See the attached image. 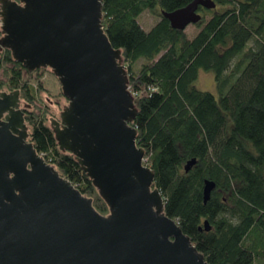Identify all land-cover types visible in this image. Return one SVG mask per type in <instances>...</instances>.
I'll return each mask as SVG.
<instances>
[{"label": "water", "instance_id": "1", "mask_svg": "<svg viewBox=\"0 0 264 264\" xmlns=\"http://www.w3.org/2000/svg\"><path fill=\"white\" fill-rule=\"evenodd\" d=\"M198 6L214 2L191 0L160 14L183 30L199 21ZM0 16V53L57 77L68 103L59 119L49 117L55 139L108 208L97 212L27 140L19 90L0 91V264H208L164 214L143 163L131 125L134 94L122 51L103 29L102 0H0ZM213 188L203 181V203Z\"/></svg>", "mask_w": 264, "mask_h": 264}, {"label": "trees", "instance_id": "2", "mask_svg": "<svg viewBox=\"0 0 264 264\" xmlns=\"http://www.w3.org/2000/svg\"><path fill=\"white\" fill-rule=\"evenodd\" d=\"M190 1L102 0L103 29L122 51L136 105V145L164 214L208 264H264V0H212V9H200L209 17L199 13L189 37L160 12ZM144 10H157L148 30L136 19ZM200 70L212 74L215 95L194 86ZM24 73L31 72L3 50L0 89L19 90L35 107L26 116L30 142L106 215L78 160L58 146L42 84ZM204 180L214 184L205 203Z\"/></svg>", "mask_w": 264, "mask_h": 264}, {"label": "rangeland", "instance_id": "3", "mask_svg": "<svg viewBox=\"0 0 264 264\" xmlns=\"http://www.w3.org/2000/svg\"><path fill=\"white\" fill-rule=\"evenodd\" d=\"M199 13L204 15L205 18L209 17V13L207 11H199ZM136 19L143 30H148L158 19L157 10L154 12L144 10L136 17ZM183 30L189 37H191L196 32L197 27L195 24H188ZM123 64L125 65L124 62ZM24 76L29 78L32 83L42 84L43 89L39 92V95L41 101L44 103V106L49 111L48 124H50L49 117L59 119V113L62 110L63 105L68 103V100L63 96L60 83L51 69L40 68L31 71V73L28 74L24 73ZM194 86L197 89L209 91L214 95L216 94L212 74L210 72L200 70L198 72L197 79L194 82ZM36 103L38 104V102ZM32 109H35L33 105L31 106V110Z\"/></svg>", "mask_w": 264, "mask_h": 264}, {"label": "flooded vegetation", "instance_id": "4", "mask_svg": "<svg viewBox=\"0 0 264 264\" xmlns=\"http://www.w3.org/2000/svg\"><path fill=\"white\" fill-rule=\"evenodd\" d=\"M200 9H202V7L198 6L196 11L199 13ZM1 36H2V33H1ZM1 53H0V55H1ZM0 91L10 92L12 90H9L7 88H3V89H0ZM19 97H20L19 109H21L24 112V119H25V122H26V125H27V132H28L27 140L30 141V128H29V125L27 124L26 116H27L28 112L31 110L32 104L27 102L25 99H22V97L20 96V92H19Z\"/></svg>", "mask_w": 264, "mask_h": 264}, {"label": "built area", "instance_id": "5", "mask_svg": "<svg viewBox=\"0 0 264 264\" xmlns=\"http://www.w3.org/2000/svg\"><path fill=\"white\" fill-rule=\"evenodd\" d=\"M0 28H1V16H0Z\"/></svg>", "mask_w": 264, "mask_h": 264}]
</instances>
